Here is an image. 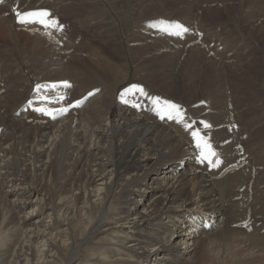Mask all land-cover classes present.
Segmentation results:
<instances>
[{"label": "bare ground", "instance_id": "bare-ground-1", "mask_svg": "<svg viewBox=\"0 0 264 264\" xmlns=\"http://www.w3.org/2000/svg\"><path fill=\"white\" fill-rule=\"evenodd\" d=\"M156 96L210 137L219 167ZM0 211V264H264V0H4Z\"/></svg>", "mask_w": 264, "mask_h": 264}, {"label": "snow or ice", "instance_id": "snow-or-ice-1", "mask_svg": "<svg viewBox=\"0 0 264 264\" xmlns=\"http://www.w3.org/2000/svg\"><path fill=\"white\" fill-rule=\"evenodd\" d=\"M4 0H0V4H3ZM16 22L25 26L28 25H39L42 29L45 30V35H48L51 38V31H63V25L60 24L59 20L54 18L48 10L37 9L29 11H19L16 8L13 9ZM162 25H165L166 22L161 21ZM163 32H166L168 35H174L177 37H182L183 34L189 31L188 28L184 27L179 23H167L165 27L160 29ZM69 88L71 87L67 81H64L61 85L51 84V85H36V93L39 95L42 90H51L56 91L57 88ZM127 94L134 95L139 93L141 96L147 97L148 94L144 91L139 85H131L126 89ZM91 95V93H90ZM66 99L65 96H57L55 101H52L50 97H42L39 101L41 105L48 103H61ZM154 111L160 117L161 120L165 118L169 121H175L178 124H181L185 131L189 132L192 142L194 143L195 149L198 150L199 156L198 161L202 164L206 163L209 168L219 167L222 163L220 154L214 149L213 144L211 143L210 137L207 135H202L200 130L195 126L196 122H187L184 111L181 107L175 103L164 100L161 102V98L149 97ZM122 102L128 104L129 100L125 98V94H121ZM82 101H77L75 105L69 106H79ZM29 106H32V102L29 103ZM132 107H139L138 104L132 103ZM33 111L38 112L42 115L49 116L52 119H56L58 114H64L67 112V107H61L59 109H50L48 107H35ZM204 129H211L212 125L207 121H200Z\"/></svg>", "mask_w": 264, "mask_h": 264}, {"label": "rangeland", "instance_id": "rangeland-1", "mask_svg": "<svg viewBox=\"0 0 264 264\" xmlns=\"http://www.w3.org/2000/svg\"><path fill=\"white\" fill-rule=\"evenodd\" d=\"M245 2H246V0H245ZM258 2H259V1H257V3H258ZM250 4H254V2L251 1ZM231 6H232V5H231ZM225 8H226V7H225ZM220 9H223V8H220ZM239 9H240V5H239L238 10L236 11V15H237ZM78 13L81 14V13H83V12H78ZM235 19H236V16H235ZM141 20H143V19H141ZM234 21H235V20H234ZM234 21H233V22H234ZM219 22H221V21H219ZM214 23H218V22H214ZM258 46H259V45H258V43L256 42V49L253 50L251 54H248V55L250 56L251 60H252L253 57H255V56L257 55V53H258ZM253 54H254V55H253ZM138 64H139V62H138ZM5 70H6V69L4 68V69H3V72H5ZM254 112H256V111H253V113H254ZM0 214H1V211H0Z\"/></svg>", "mask_w": 264, "mask_h": 264}]
</instances>
